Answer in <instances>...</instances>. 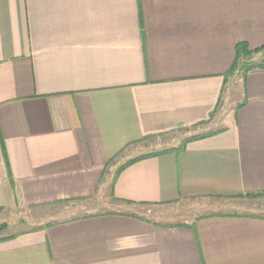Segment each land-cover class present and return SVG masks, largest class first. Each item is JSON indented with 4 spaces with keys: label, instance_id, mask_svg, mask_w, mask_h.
Here are the masks:
<instances>
[{
    "label": "crops",
    "instance_id": "crops-1",
    "mask_svg": "<svg viewBox=\"0 0 264 264\" xmlns=\"http://www.w3.org/2000/svg\"><path fill=\"white\" fill-rule=\"evenodd\" d=\"M243 42L264 0H0V215L102 210L14 233L0 264H264V214L142 211L264 194V69L239 101L225 76ZM180 130L222 131L117 174Z\"/></svg>",
    "mask_w": 264,
    "mask_h": 264
},
{
    "label": "rangeland",
    "instance_id": "rangeland-1",
    "mask_svg": "<svg viewBox=\"0 0 264 264\" xmlns=\"http://www.w3.org/2000/svg\"><path fill=\"white\" fill-rule=\"evenodd\" d=\"M261 55L255 56L256 60L261 59ZM236 78L232 81L231 86L229 87L231 90L229 94H233V100L239 101V95L241 91H243V87L241 88L242 77L240 74L234 75ZM233 76V77H234ZM229 90V89H228ZM228 94V95H229ZM243 95V93H242ZM192 131L180 130L171 134V136L164 137L165 139L160 143V146H177L183 145V142L191 138L193 136ZM140 146V144H139ZM151 149L148 148H140L137 154H142L144 151L148 152ZM147 154V153H145ZM136 155V154H135ZM140 155V156H141ZM137 158L132 156V159ZM212 204L210 206L204 205H195L193 202H188L185 204H176L174 207H169L160 217L157 216V212L154 209L149 210L148 208H143V214L149 216V218L153 221L162 223V224H186L191 222L193 218H198L202 215H207L210 213H226L232 215H239V213L250 214H264V199L256 198V199H233V200H218V201H210ZM92 201L83 200L82 202L75 203L74 201L60 202L52 205H47L44 207H36L29 210H18L15 213L11 214L9 217H1L0 222H2V218L4 219V223H7L8 230L1 233L2 236H8L14 233L21 232V230H34L44 228L45 225H50L51 223H60L63 221H67L73 219L75 217L85 216L91 212H101L102 210L98 207H93ZM92 205V207H91ZM163 216V217H162ZM3 224V223H0ZM192 228V226H188Z\"/></svg>",
    "mask_w": 264,
    "mask_h": 264
},
{
    "label": "trees",
    "instance_id": "trees-1",
    "mask_svg": "<svg viewBox=\"0 0 264 264\" xmlns=\"http://www.w3.org/2000/svg\"><path fill=\"white\" fill-rule=\"evenodd\" d=\"M235 54H236V56H235L234 63L232 65V67L230 68V70L228 71V73L225 75L228 81H229V78H232L234 75L240 74L242 77L243 83H244L245 78L250 71H253L256 69H264V45L262 47H259L256 49H250L247 43H244V42L239 43L236 46ZM257 55L262 56L260 60H255V56H257ZM245 103H246V101L243 100V102L236 107V110H239L241 107H243L245 105ZM212 116H213V114H212ZM221 131L222 130H217L215 132H211V133L204 134V135L192 136L191 138L186 139L183 142V145H180L179 147L165 149V150H162L159 152L141 155V156L134 158L131 161L127 162L125 165H122V167H120L118 169L117 174H119L126 166H128V165H130V164H132L138 160H142L144 158H148V157H152V156L167 154V153H180V152L185 150V148L187 147V144H189L190 142L210 137L213 134H217ZM148 138H152V137H148ZM3 153L5 154V151ZM112 161L113 160H111L110 163ZM243 197L248 198V199H256V198L264 197V194H262V193L246 194ZM213 216H218V215H213ZM47 226H49V225H47ZM175 226H177V225H175ZM40 229H43V228H40ZM6 230H8L7 223L0 224V242H4L7 240L14 239L19 235V234H12V235H8V236H2L1 233L6 231ZM35 230H39V229H34L32 231H35Z\"/></svg>",
    "mask_w": 264,
    "mask_h": 264
}]
</instances>
